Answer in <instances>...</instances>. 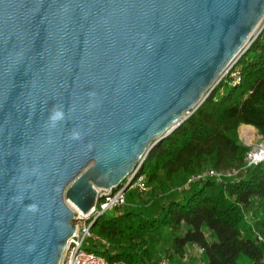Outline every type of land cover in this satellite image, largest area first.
Listing matches in <instances>:
<instances>
[{
    "label": "water",
    "instance_id": "1",
    "mask_svg": "<svg viewBox=\"0 0 264 264\" xmlns=\"http://www.w3.org/2000/svg\"><path fill=\"white\" fill-rule=\"evenodd\" d=\"M262 22L264 0H0V264H59L68 203L119 188Z\"/></svg>",
    "mask_w": 264,
    "mask_h": 264
},
{
    "label": "trees",
    "instance_id": "2",
    "mask_svg": "<svg viewBox=\"0 0 264 264\" xmlns=\"http://www.w3.org/2000/svg\"><path fill=\"white\" fill-rule=\"evenodd\" d=\"M241 81L222 79L205 101L145 157L140 173L151 185L150 198L139 193L99 217L85 249L112 264H158L153 242L167 243L172 257L183 258L189 245L200 248L206 264H264V162L245 166L250 147L237 135L251 126L264 140V30L237 60ZM244 130L253 135L250 127ZM207 169L240 170L227 180L186 182ZM186 177L177 189L178 174ZM256 223L261 236L250 223ZM175 263L174 260H171Z\"/></svg>",
    "mask_w": 264,
    "mask_h": 264
},
{
    "label": "built area",
    "instance_id": "3",
    "mask_svg": "<svg viewBox=\"0 0 264 264\" xmlns=\"http://www.w3.org/2000/svg\"><path fill=\"white\" fill-rule=\"evenodd\" d=\"M262 30H264V25L261 26L259 32ZM236 62L228 69V71L224 73L222 77V79L230 77L233 84H237L241 81L239 71L234 70ZM262 150H264V145L250 150L245 158V166L256 165L258 163L264 162V158H260ZM141 166L142 164L138 165L119 188L116 190L109 189L106 193L103 192L101 198L96 199L93 208L87 214H83L77 208L67 202L74 212L73 224L75 229L73 235L67 241L59 264H112L106 259L105 256L97 254L92 250H87L84 246L90 239L100 242L106 248L110 246L106 240L95 236L91 232V226L99 217L112 213L125 205L126 194L128 192L136 191L137 193H145L149 190L145 175L140 173ZM239 172L240 170L236 169L221 171L207 169L191 176L188 179V184L206 179L227 180L236 177ZM99 193L100 192L97 191V194ZM158 264L176 263L172 262L168 257H161L158 260Z\"/></svg>",
    "mask_w": 264,
    "mask_h": 264
},
{
    "label": "rangeland",
    "instance_id": "4",
    "mask_svg": "<svg viewBox=\"0 0 264 264\" xmlns=\"http://www.w3.org/2000/svg\"><path fill=\"white\" fill-rule=\"evenodd\" d=\"M261 25H264V22H262ZM244 128L245 127L239 128L238 133H237L243 145L250 147V150H253L254 148L259 147L261 145H264V140H262V138L258 135L255 129L250 127L253 132V135H252L250 132L244 130ZM188 179L186 181V177L182 173H180L176 176L173 184L170 185L169 187L172 189L173 188L177 189L178 187L184 184V181L188 182ZM148 186H149V190L147 192L139 193V195L141 196L143 200L150 198V195L152 194L151 193L152 186L149 184ZM136 193H137L136 191H131L127 193V196L128 197L131 196L132 198H134ZM109 216H111V214H108V217ZM250 225H251L252 230L255 232V234L261 236V232L259 228L257 227L256 223L252 221ZM149 249L151 250L150 252H151V257L153 261H157L161 257L169 258V256H171V253L167 250V243H165L164 241L157 242V243L153 242L152 246H150ZM171 260H174L176 264H206L200 248H198L197 246H193V245H189L185 249L183 258L172 257ZM239 263L243 264L244 261L239 260Z\"/></svg>",
    "mask_w": 264,
    "mask_h": 264
},
{
    "label": "bare ground",
    "instance_id": "5",
    "mask_svg": "<svg viewBox=\"0 0 264 264\" xmlns=\"http://www.w3.org/2000/svg\"><path fill=\"white\" fill-rule=\"evenodd\" d=\"M260 158H264V150H262V154L260 155Z\"/></svg>",
    "mask_w": 264,
    "mask_h": 264
},
{
    "label": "crops",
    "instance_id": "6",
    "mask_svg": "<svg viewBox=\"0 0 264 264\" xmlns=\"http://www.w3.org/2000/svg\"><path fill=\"white\" fill-rule=\"evenodd\" d=\"M241 127L243 128V127H251V126H245V125H243V126H241ZM241 127H240V128H241ZM251 128H252V127H251ZM253 129H254V128H253ZM193 246H194V245H193Z\"/></svg>",
    "mask_w": 264,
    "mask_h": 264
}]
</instances>
